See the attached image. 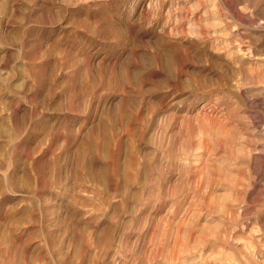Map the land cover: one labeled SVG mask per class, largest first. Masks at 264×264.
Segmentation results:
<instances>
[{
  "label": "rangeland",
  "instance_id": "374dc122",
  "mask_svg": "<svg viewBox=\"0 0 264 264\" xmlns=\"http://www.w3.org/2000/svg\"><path fill=\"white\" fill-rule=\"evenodd\" d=\"M0 264H264V0H0Z\"/></svg>",
  "mask_w": 264,
  "mask_h": 264
}]
</instances>
